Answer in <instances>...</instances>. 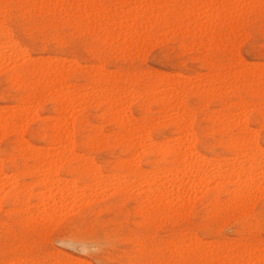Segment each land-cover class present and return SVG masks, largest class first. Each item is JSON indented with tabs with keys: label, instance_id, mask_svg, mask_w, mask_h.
I'll use <instances>...</instances> for the list:
<instances>
[{
	"label": "rangeland",
	"instance_id": "rangeland-1",
	"mask_svg": "<svg viewBox=\"0 0 264 264\" xmlns=\"http://www.w3.org/2000/svg\"><path fill=\"white\" fill-rule=\"evenodd\" d=\"M5 5L14 6L7 9L13 22L10 28L4 27ZM148 7L155 8L153 17L139 19L140 25L125 33L124 28L132 21L120 19L122 14ZM156 15L159 17L155 19ZM25 19L39 20L42 27L48 24L68 29V42L49 39L35 48L32 28L15 23ZM81 36L90 39L84 43ZM7 38L14 49L8 47L11 43ZM2 39L9 44L4 42L0 50L6 55L0 62V116H14L8 117V126L0 127V173L4 174L0 176V264H264V260H255L264 259V230L260 227L264 220V184L244 199L233 196L239 186L237 180L255 185L263 179L264 169L243 171L239 179L221 178L228 173L226 169H236L241 159L247 162L245 168L253 161L264 160L259 156L264 155V0H0V44ZM13 51L15 54H11ZM55 65L62 67L58 77L48 69ZM66 91L72 96L60 114L59 94ZM172 94L178 99L167 105ZM114 101H120L116 111L118 117L126 119L124 125L112 114L109 104L116 105ZM225 116L233 124L223 126ZM182 118L190 128H185L186 135L190 134L187 150L196 155L190 156V161L186 155L183 165L190 162L192 169L201 167L200 172L194 169L187 173L188 164L185 169L183 165L172 167L176 158L161 155L177 143L175 121ZM59 119L64 133L54 129ZM238 128L255 139L257 148L252 153L257 155L259 149L258 156L251 154L250 158L232 148L228 139L241 134ZM128 130L134 131L133 151L128 149ZM57 133L66 140L55 142ZM25 145L34 154L59 152L66 146L73 155L53 156L58 166L44 185L42 173L35 166L37 156L25 151ZM193 157L200 158L193 160L201 163L198 167L191 165ZM171 168L177 169H173L175 173ZM197 172L202 174L194 176ZM197 181L199 185L192 184ZM189 183L195 188H188ZM176 185H185L189 191L187 195L185 189L180 190V199H190L184 202L186 206L172 196ZM165 186L173 194L166 192L162 196H167L166 200L159 199L158 190ZM154 190L150 200L149 193ZM57 196L64 202L57 201ZM41 212L46 213L47 220L51 216L48 223ZM125 232L129 235L122 236Z\"/></svg>",
	"mask_w": 264,
	"mask_h": 264
},
{
	"label": "bare ground",
	"instance_id": "bare-ground-1",
	"mask_svg": "<svg viewBox=\"0 0 264 264\" xmlns=\"http://www.w3.org/2000/svg\"><path fill=\"white\" fill-rule=\"evenodd\" d=\"M67 1V0H66ZM98 1V0H97ZM81 3V2H80ZM62 4V3H61ZM67 4V3H66ZM39 5V4H38ZM50 5H52V4H50ZM139 5V4H138ZM145 5V4H144ZM148 5V4H147ZM155 5V4H154ZM60 6V5H59ZM65 6V5H64ZM98 6V5H97ZM134 6H136V5H134ZM149 6V5H148ZM152 7H155V6H153V5H151ZM166 6V5H165ZM66 7V6H65ZM78 7H79V5H78ZM82 7V6H81ZM104 7V6H103ZM107 7V6H106ZM152 7H148L147 9L145 8V9H140V10H138V9H134V14H128V12H124L123 14H122V16H121V18L120 19H126V20H128V19H130L131 21H132V23H131V25L129 26V27H125L124 28V31H125V33L126 32H129V30L131 29V27L132 28H134V27H136V26H138V25H140V21H139V19H141V21H147L150 17H151V14L153 13V11H154V9L155 8H152ZM233 6H231V8H232ZM85 8V7H84ZM137 8V7H136ZM165 8V7H164ZM163 8V9H164ZM207 8V7H206ZM205 8V9H206ZM241 8V7H240ZM78 9V8H77ZM99 9V8H98ZM97 9V10H98ZM104 9V8H103ZM127 9V8H126ZM191 9V8H190ZM218 9V8H217ZM229 9V8H228ZM233 9H235V6L233 7ZM242 9V8H241ZM79 10V9H78ZM77 10V11H78ZM101 10V9H100ZM125 10V9H124ZM83 11L84 12H82V13H86L87 14V12H85V11H87V10H85V9H83ZM110 11V10H109ZM127 11V10H126ZM169 11V10H168ZM178 11V10H177ZM210 11H212V10H210ZM214 11V10H213ZM220 11V10H219ZM230 11V10H229ZM234 11V10H233ZM240 11H242V10H240ZM257 11V10H256ZM100 12V11H99ZM103 12V11H102ZM108 12V11H107ZM113 12V11H112ZM160 12H162V11H160ZM193 12V11H192ZM215 12V11H214ZM97 13V12H96ZM105 13V12H104ZM104 13H102V14H104ZM178 13V12H177ZM184 13V12H183ZM190 13V12H189ZM99 14V13H98ZM156 14V13H155ZM192 14V13H191ZM206 14H207V12H206ZM215 14V13H214ZM233 14V13H232ZM82 15V14H81ZM89 15V14H88ZM230 15V14H229ZM80 16V15H79ZM103 16V15H102ZM105 16V15H104ZM120 16V15H119ZM165 16V15H164ZM213 16H215V15H213ZM230 16H232V15H230ZM2 17V16H1ZM78 17V16H77ZM153 17V16H152ZM151 17V18H152ZM159 16L158 15H156L155 16V19L156 18H158ZM191 17V16H190ZM208 17H210L209 15H208ZM60 18H62V17H60ZM81 18V17H80ZM97 18V17H96ZM180 18V17H179ZM59 19V18H58ZM82 19V18H81ZM94 19V18H93ZM212 19H213V17H212ZM215 19H216V17H215ZM221 20V19H220ZM111 21V20H110ZM117 21V20H116ZM115 21V22H116ZM136 21H138V23H136ZM149 21H151V20H149ZM212 21V20H211ZM217 21V20H216ZM226 21V20H225ZM103 22H105V21H103ZM108 22V21H107ZM114 22V23H115ZM220 22V21H219ZM218 22V23H219ZM99 23H101L100 21H99ZM146 23V22H145ZM83 24V23H82ZM143 24V23H142ZM84 25V24H83ZM113 25V24H112ZM158 25V24H157ZM160 25V24H159ZM210 25V24H209ZM208 25V26H209ZM102 26H104V25H102ZM118 26V28L120 27V24L119 25H117ZM101 27V26H100ZM132 30V29H131ZM134 30V29H133ZM202 30V29H201ZM174 31V30H173ZM176 32V31H175ZM3 33V32H2ZM8 33V32H7ZM4 34V33H3ZM76 34V33H75ZM166 34H168V33H166ZM171 34V33H170ZM172 34H175V33H172ZM6 36H8V35H6ZM125 36V35H124ZM220 36V35H219ZM106 37V36H105ZM115 37V36H114ZM129 38V37H128ZM8 40L7 41H9V38H7ZM3 40V39H2ZM139 40V39H138ZM7 41H4L3 40V43H1L0 44V50H2L1 49V46H4V45H2V44H4V42L5 43H8L9 44V42H7ZM14 42V41H13ZM45 42V41H44ZM140 42V41H139ZM144 42V41H143ZM11 44L8 46V45H6V46H8V47H10V48H15V45H14V43H12V42H10ZM118 43V42H117ZM141 43V42H140ZM17 47V46H16ZM9 48V50L11 51L12 49H10ZM18 48V47H17ZM16 48V49H17ZM6 50V49H5ZM126 50V49H125ZM139 50V49H138ZM3 51V50H2ZM2 51H0V62H1V60H3L4 59V56L3 55H5V53L3 52L2 53ZM21 51V50H20ZM23 51V50H22ZM15 51H13L12 53L11 52H9V53H11V54H15L14 53ZM18 52V51H17ZM16 52V53H17ZM21 53H23V52H21ZM24 54V53H23ZM2 55V56H1ZM20 55H22V54H20ZM6 56V55H5ZM7 56H8V54H7ZM10 56V55H9ZM12 57H13V55H12ZM14 58V57H13ZM25 58V57H24ZM7 59H9V57L7 58ZM21 59V58H20ZM28 59H30V58H28ZM36 59V58H35ZM41 59V58H40ZM10 60V59H9ZM15 60V59H14ZM24 60V59H23ZM44 60V59H43ZM47 60V59H46ZM57 60H59V59H57ZM7 61V60H6ZM11 61H13V60H11ZM20 61V60H19ZM15 62V61H14ZM40 62V61H39ZM50 62V61H49ZM2 64H4V63H2ZM24 64V63H23ZM14 66H15V64H13ZM75 66V65H74ZM34 67V66H33ZM59 68H61L62 69V67H59V65H58V67L55 65L54 67H51L50 66V68H48V69H51L52 71H53V73L55 74V76H60L61 75V69H59ZM239 68V67H238ZM64 69V68H63ZM47 70V69H46ZM45 70V71H46ZM247 70H249L248 68H247ZM251 70H252V68H251ZM48 71V70H47ZM50 71V70H49ZM244 71H246V70H244ZM13 73V72H12ZM256 73H259V72H256ZM263 73V72H262ZM26 74V73H25ZM62 74H63V72H62ZM68 74H71V73H68ZM117 74V73H116ZM172 74V73H171ZM170 74V75H171ZM260 74V73H259ZM49 75V74H48ZM65 75V74H64ZM167 75V74H166ZM245 75V74H244ZM140 76V75H139ZM160 76H161V74H160ZM138 77V76H137ZM136 77V78H137ZM158 77V76H157ZM162 78L164 77V76H161ZM169 77V76H168ZM182 77H185V76H182ZM208 78V77H207ZM40 79V78H39ZM121 79H123V78H121ZM181 79V78H180ZM22 80V79H21ZM128 80V79H127ZM131 80V79H130ZM169 80H171V79H169ZM176 80V79H175ZM178 80V79H177ZM208 80V79H207ZM232 80V79H231ZM251 80V79H250ZM109 81H111V80H109ZM135 81H137L136 79H135ZM165 81V80H164ZM252 81V80H251ZM260 81V80H259ZM258 81V82H259ZM156 82V81H155ZM171 82V81H170ZM112 83V82H111ZM165 83V82H164ZM174 83V82H173ZM181 83V82H180ZM184 83V82H183ZM247 83V82H246ZM251 83V82H250ZM59 84V83H58ZM113 84V83H112ZM176 85H178V83H175ZM182 84V83H181ZM190 84V83H189ZM213 84H214V82H213ZM261 85H262V83H260ZM12 85V84H11ZM41 85V84H40ZM57 85V84H56ZM55 85V87H57ZM60 85V84H59ZM64 85H67V84H64ZM125 85V84H124ZM27 86H29V85H27ZM52 86V85H51ZM110 86V85H109ZM128 86V85H127ZM167 86V85H166ZM180 86V85H179ZM178 86V87H179ZM184 86H185V83L183 84V88H184ZM60 87L62 88L63 86H61L60 85ZM72 87V86H71ZM84 87H85V85H84ZM178 87H176V88H178ZM186 87V86H185ZM60 88V89H61ZM111 88V87H110ZM113 88V87H112ZM116 88V87H115ZM114 88V89H115ZM120 88V87H119ZM118 88V89H119ZM150 88V87H149ZM154 88H156V87H154ZM166 88V87H165ZM170 88V87H169ZM193 88V87H192ZM196 88H198V87H196ZM204 88V87H203ZM241 88V87H240ZM90 89V88H89ZM105 89V88H104ZM117 89V88H116ZM54 90V89H53ZM64 90V89H63ZM76 90H78V89H76ZM91 90V89H90ZM103 90V89H102ZM140 90V89H139ZM138 90V91H139ZM144 90V89H143ZM256 90V89H255ZM52 91V90H51ZM80 91V90H79ZM86 91V90H85ZM94 91V90H93ZM105 91V90H104ZM113 91H115V90H113ZM152 91V90H151ZM164 91V90H163ZM170 91V90H169ZM173 91V90H172ZM177 91H179V89L177 90ZM54 92V91H53ZM52 92V93H53ZM56 92H58V90H56ZM78 92V91H77ZM148 92V91H147ZM30 93V92H29ZM70 91H66L64 94H62V95H60L59 94V96H60V100L62 101V103H59V104H61L60 105V107L58 108V111L60 112V114L61 113H63L64 112V110H65V101L67 100V98L68 97H70V96H72V95H70ZM86 93V92H85ZM108 93V92H107ZM110 93V92H109ZM117 93V92H116ZM129 93V92H128ZM136 93V92H135ZM72 94V93H71ZM91 94H93V93H91ZM111 94V93H110ZM118 94V93H117ZM133 94V93H132ZM141 94V93H140ZM85 95V94H84ZM94 95H96L95 93H94ZM99 95H101V94H99ZM105 95V94H104ZM116 95V94H115ZM130 95V94H129ZM143 95V94H142ZM173 95V97L172 96H170V97H168L167 99H168V101H167V105L169 104V103H172L173 102V98H174V100H176V99H178L177 98V96H176V94L174 95V94H172ZM211 95V94H210ZM24 96V95H23ZM53 96H54V93H53ZM91 96V95H90ZM96 96H98V95H96ZM95 96V97H96ZM118 96V95H117ZM140 96V95H139ZM162 96V95H161ZM49 97V96H48ZM74 97V96H73ZM131 97H133V96H131ZM135 97H137V96H135ZM213 97V96H212ZM75 98H77V97H75ZM210 98V97H209ZM77 99H80V98H77ZM102 99V98H101ZM111 99H113L112 97H111ZM166 99V100H167ZM212 99V98H211ZM47 100H50V99H47ZM103 100V99H102ZM117 100V99H116ZM119 100V99H118ZM35 101V100H34ZM69 101V100H68ZM98 101V100H97ZM107 101V100H106ZM113 101V100H112ZM42 102V101H41ZM78 102V101H77ZM114 102H116V105H114V104H109L110 105V108L112 109V110H114L113 112H112V114H113V116L115 117L116 116V118H118V122L120 123V124H122V125H124V124H126V119H124V118H122V117H118V115H120L117 111H116V109H118V107H120V104H118V103H120V101L119 102H117V101H114ZM44 103V102H43ZM64 103V104H63ZM68 103V102H67ZM72 103H75V102H72ZM88 103V102H87ZM97 103H99V102H97ZM102 103V102H101ZM110 103V102H109ZM125 103V102H124ZM178 103V105H180V103L179 102H177ZM238 103V102H237ZM31 104V103H30ZM80 104H82V103H80ZM89 104V103H88ZM93 104H95V103H93ZM207 104V103H206ZM242 104V103H241ZM86 105V104H85ZM170 105V104H169ZM225 105V104H224ZM237 105V104H236ZM243 105V104H242ZM80 106V105H79ZM114 106V107H113ZM124 106V105H123ZM174 106V105H173ZM183 106V105H182ZM239 106V105H238ZM15 107V106H14ZM17 107V106H16ZM27 107V106H26ZM31 107V106H30ZM167 107V106H166ZM199 107V106H198ZM241 107V106H240ZM21 108V107H20ZM143 108V107H142ZM222 108V107H221ZM224 108V107H223ZM243 108H245V107H243ZM249 108V107H248ZM139 109V108H138ZM246 109V108H245ZM32 110V109H31ZM111 110V111H112ZM120 110V109H119ZM157 110V109H156ZM162 110V109H161ZM244 110V109H243ZM250 110V109H249ZM21 111V110H20ZM229 111V110H228ZM239 111H241V110H239ZM252 111V110H251ZM67 112V111H66ZM161 112H163V110L161 111ZM227 112V111H226ZM242 112V111H241ZM31 113V112H30ZM176 113V112H175ZM184 113H186V112H184ZM190 113V112H189ZM244 113H246V112H244ZM16 114V113H15ZM27 114V113H26ZM110 114V113H109ZM128 114V113H127ZM167 114V113H166ZM194 114V113H193ZM214 114V113H213ZM221 114V113H220ZM230 114V113H229ZM1 115V114H0ZM183 115V114H182ZM222 115V114H221ZM226 115H227V113H226ZM235 116H236V114H234ZM240 115V114H239ZM14 116V115H13ZM12 115H9L8 117H13ZM47 116V115H46ZM50 116V115H49ZM66 116V115H65ZM177 116H179V115H177ZM180 116H181V114H180ZM194 116V115H193ZM220 116V115H219ZM2 116H0V127L2 128V129H4V127L5 126H8L9 124H10V119H8V117L7 118H1ZM57 117V116H56ZM132 117V116H131ZM181 117H183V116H181ZM213 117V116H212ZM223 117V116H222ZM222 117H219V118H222ZM229 117H231V116H229ZM27 118V117H26ZM38 118H40V117H38ZM51 118H53V117H51ZM161 118V117H160ZM173 118V117H172ZM178 118H180V117H178ZM190 118V117H189ZM193 118V117H192ZM204 118H206V117H204ZM217 118H218V116H217ZM242 118V117H241ZM114 119V118H113ZM134 119V118H133ZM154 119V118H153ZM226 119V116L223 118V121H221V124L224 126V125H226V124H228V125H230V124H233V123H228V121L227 120H225ZM230 118H228V120H229ZM60 120L61 119H59V121H58V124L57 123H55L56 125L55 126H57L58 128H54L56 131L57 130H61V132L60 133H64L63 131H62V129L60 128V126H59V124H60ZM158 120H161V119H159L158 118ZM174 120V119H173ZM189 120V119H188ZM187 120V121H188ZM217 120V119H216ZM239 120V119H238ZM57 121V120H56ZM166 121V120H165ZM169 121H171V120H169ZM186 121V120H185ZM189 121H191V120H189ZM227 121V122H226ZM243 121H245L246 122V120H243ZM17 122V121H16ZM166 122H168V121H166ZM237 122V121H236ZM241 122H242V120H241ZM256 122V121H255ZM29 123V122H28ZM52 123V122H51ZM175 123H176V125H177V128H178V135L179 136H177V143H175V145L174 146H172L171 148H167V150H165V151H162V153H161V155H163V156H173V157H170V158H176V160H174V162L176 163L175 164V166L173 165H171L172 167H175V168H178L179 167V165H180V167H182L181 165H183V163H186V161H187V157L189 156V160L188 161H190V156H196L195 154H193L194 152L193 151H190L189 150V152H188V150H187V145H188V148L190 147L189 146V142L188 141H190V140H187V139H190V134H188V135H186L187 134V132H186V130H187V128H189V126L186 124L185 125V122H184V120H183V118L182 119H177L176 121H175ZM263 123V122H262ZM66 124V123H65ZM154 124V123H153ZM241 124V123H240ZM64 125V124H63ZM62 125V126H63ZM88 125V124H87ZM164 125V124H163ZM191 125V124H190ZM11 126H12V124H11ZM14 126V125H13ZM16 126H18V125H16ZM157 126H159V125H157ZM188 126V127H187ZM233 126V125H232ZM242 126H244V127H241L243 130H246V129H244V128H246L245 127V125H242ZM21 127V126H20ZM23 127H24V125H23ZM227 127V126H226ZM262 127V126H261ZM17 128H19V127H17ZM60 128V129H59ZM68 128V127H67ZM66 128V129H67ZM185 128H186V130H185ZM233 128V127H232ZM241 128L238 130V131H241V134L240 135H236V136H238V137H236V138H233V139H228V142L230 143V144H232V148H237L243 155H245V156H248V155H255V156H258V154L261 152V151H259V149H258V154L256 155L255 153H252V149H254V148H257V145L254 147V145L256 144L255 142V139L253 140L251 137H248V136H246V135H249V133H247V131H244L245 132V134H243V130H241ZM21 129H23V128H21ZM20 129V130H21ZM190 129V128H189ZM214 129V128H213ZM11 130H13V129H11ZM69 130V129H68ZM72 130V129H71ZM185 130V133L183 134V131ZM215 130H216V128H215ZM3 131V130H2ZM56 131H54V132H56ZM191 131V130H190ZM251 131V130H250ZM14 132V131H13ZM69 132H71V131H69ZM140 132V131H139ZM225 132V131H224ZM253 132H254V130H253ZM11 133V132H10ZM123 133H125V132H123ZM141 133V132H140ZM188 133H189V131H188ZM12 134V133H11ZM17 134V133H16ZM5 135H8V134H5ZM19 135V134H18ZM65 135V134H64ZM99 135V134H98ZM134 135V131L133 130H128L127 131V133H126V137H127V139L126 140H128V149H129V147L130 148H132L131 150L133 151L134 150V146H135V144L133 143L132 144V142H131V138H132V136ZM245 135V136H244ZM257 135V134H256ZM255 135V136H256ZM41 136V135H40ZM192 136H193V132H192ZM254 136V134H252V137ZM1 137V136H0ZM15 137V136H14ZM65 137V136H64ZM64 137H62V135H60L59 133H57V136H56V141L55 142H58V143H60L61 141H63L64 142V140H66V138H64ZM119 137V136H118ZM134 137V136H133ZM189 137V138H188ZM194 137V136H193ZM231 137H233V136H231ZM2 138V137H1ZM172 138V137H171ZM230 138V137H229ZM19 139H22V138H19ZM18 139V140H19ZM117 139V138H116ZM133 139V138H132ZM174 139V138H173ZM230 140V141H229ZM117 141V140H116ZM133 141V140H132ZM143 141V140H142ZM170 141H171V139H170ZM175 141V140H174ZM194 141V140H193ZM225 141V140H224ZM227 141V140H226ZM69 142V144L71 143V141H68ZM172 142V141H171ZM182 142V143H181ZM150 144H151V142H149ZM168 143V142H167ZM188 143V144H187ZM226 144V143H225ZM30 145V144H29ZM159 145H161L160 144V142H159ZM191 145V144H190ZM16 146V145H15ZM26 147H25V151L27 150V152L30 154V155H32V156H37L36 158V167H37V169H38V171H40V172H38L39 174L40 173H42V175L40 176V177H42V182L44 183V185H47V182H48V177L52 174L53 176H54V169H55V167H56V160L54 159V157L53 156H72L73 155V153L72 152H69L68 151V149H67V147L65 146V147H63L62 149H61V151H59V152H51V151H47L46 153H43L44 155L42 156V153H41V155H39L40 153H38V151L36 150V149H34V150H36L37 152L34 154V153H31V150L29 149L30 147H28L27 145H25ZM99 146V145H98ZM146 146V145H145ZM150 146V145H149ZM18 147H20V146H18ZM32 147V146H31ZM147 147V146H146ZM159 147V146H158ZM161 147V146H160ZM159 147V148H160ZM169 147V146H168ZM220 147H222V146H220ZM40 148H42V147H40ZM140 148V147H139ZM153 148H155V147H153ZM191 148H193V147H191ZM258 148H260V147H258ZM15 150V149H14ZM192 150V149H191ZM128 152H130V150H127ZM158 151H159V149H158ZM195 151V150H194ZM254 151H256V150H254ZM253 151V152H254ZM263 151V150H262ZM17 152V151H16ZM135 152V151H134ZM190 152H192V154L191 155H189L188 153H190ZM156 153V152H155ZM75 154V153H74ZM141 154V153H140ZM27 155V154H26ZM79 155H81L80 153H79ZM186 155H188V156H186ZM236 156V155H235ZM255 156H253V160H254V157ZM259 156H261V158H262V156H264L263 154L261 155V153H260V155ZM38 157H41V159L39 158L38 159ZM80 157V156H79ZM84 157V156H83ZM133 157V156H132ZM199 157V156H198ZM240 157H242L243 158V156L241 155ZM248 157H250V156H248ZM32 158V157H31ZM66 158H68V157H66ZM70 158V157H69ZM128 158V157H127ZM224 158V157H223ZM226 158H228V157H226ZM247 158V157H246ZM251 158V157H250ZM57 159V158H56ZM123 159H125V157L123 158ZM128 159H130V158H128ZM172 159V160H173ZM195 159H197V158H195ZM194 159V157H193V159H192V161H191V165H192V163H193V165H197L196 167H198L199 166V164H201V163H197V162H193V160H195ZM214 159V158H213ZM228 159H230V158H228ZM241 159V158H240ZM256 159H258V160H260L259 158H256ZM255 159V160H256ZM263 159H264V157H263ZM71 160V159H70ZM85 160V159H84ZM88 160V159H87ZM198 160H200V158H198L197 159V161ZM202 160H204V158L202 159ZM241 160H243L244 161V159H241ZM90 161V160H89ZM132 161V160H131ZM156 161V160H155ZM205 161V160H204ZM225 161H227V160H225ZM243 161H239V163L237 164V166H235V167H237L236 169H231V171L229 172V170H227L226 169V171L228 172V173H226L225 174V176H224V174H221V175H223L221 178H223L224 180H226V178H227V180L228 179H230V178H235V179H239V178H241L242 177V174H243V171H246V170H254L255 168H260V169H264V160H261L262 161V165L260 164L261 163V161L260 162H258L257 160L256 161H253L252 163H250L251 161L249 160V162L248 163H250L249 165H248V167L247 168H245V166H246V164H247V162H243ZM248 161V160H247ZM59 162V161H58ZM93 162V161H92ZM203 162V161H202ZM208 162V161H207ZM206 162V163H207ZM213 162V161H212ZM216 162V161H215ZM60 163V162H59ZM94 163V162H93ZM128 163V162H127ZM182 163V164H181ZM190 162H187V164H184L183 166V168L185 169V168H187V167H189V168H191L192 166H190V164H189ZM218 163H220L219 161L217 162V164ZM225 163V162H224ZM227 163V162H226ZM84 164V163H83ZM124 164H126V163H124ZM123 164V165H124ZM228 164H231V163H228ZM185 165H187V167H185ZM212 165V164H211ZM211 165H209V166H211ZM234 165V164H233ZM58 166V165H57ZM130 166V165H129ZM205 166V165H204ZM213 166V165H212ZM211 166V167H212ZM231 166V165H230ZM91 167V166H90ZM124 167V166H123ZM76 168H78V167H76ZM96 168V167H95ZM94 168V169H95ZM175 168H171L172 169V172H174L175 173V171H173V169L174 170H177V169H175ZM189 168H187L186 169V171H187V173H189L188 171H192V170H194V169H196V171L198 170V172H200V168L201 167H199V168H195L194 167V169H190V170H188ZM213 168V167H212ZM221 168H222V166H221ZM90 169H92V168H90ZM162 169V168H161ZM168 169V168H167ZM207 169V168H206ZM217 169H218V171H219V168L217 167ZM228 169H230V168H228ZM32 170V169H31ZM168 170H170V169H168ZM167 170V172H169V174H170V176L169 177H172L171 175H172V173H170V171H168ZM180 169H178V171H179ZM27 171V170H26ZM94 171H96V170H94ZM182 171V170H181ZM203 171V170H202ZM208 171H210V170H206L204 173H207ZM220 171H222V170H220ZM219 171V172H220ZM29 172H31L30 170H29ZM37 172V171H36ZM163 174H164V171H161ZM160 172V173H161ZM177 172V171H176ZM193 172V171H192ZM195 172V171H194ZM196 173V174H193L194 176H196V175H201L202 173ZM213 172V171H212ZM255 172V171H254ZM253 172V173H254ZM88 173V172H87ZM158 173V172H157ZM159 173V174H160ZM165 173H166V171H165ZM173 173V174H174ZM178 173H180V171L178 172ZM183 173H184V170H183ZM222 173V172H221ZM223 173H225V172H223ZM3 174V173H2ZM1 173H0V176L2 175ZM129 174V173H128ZM163 174H161V175H163ZM167 174V173H166ZM181 174V173H180ZM191 174V175H192ZM213 174V173H212ZM211 174V175H212ZM217 174V173H216ZM220 174V173H219ZM252 174V173H251ZM251 174H244V175H246V176H248V175H251ZM260 174H261V172H260ZM4 175V174H3ZM92 175H93V173H92ZM109 175V174H108ZM150 175V174H149ZM177 175V174H176ZM190 175V174H189ZM189 175H187V177L189 176ZM94 176H97V175H94ZM117 176V175H116ZM151 176V175H150ZM203 176H205V178H206V176L207 175H203ZM210 176V175H209ZM213 176H215V175H213ZM241 176V177H240ZM5 177H7V176H5ZM17 177V176H16ZM20 177V176H19ZM122 177V176H121ZM133 177V176H132ZM154 177V176H153ZM168 177V178H169ZM181 177H183V176H181ZM201 177V176H200ZM256 177V176H255ZM259 177V176H258ZM39 178V177H38ZM52 178V177H51ZM56 178V177H55ZM115 177H113V179H114ZM138 178V177H137ZM143 178V177H142ZM165 178H167V177H165ZM173 178H175L174 176H173ZM180 178V177H179ZM183 178H186V177H183ZM208 178V177H207ZM206 178V179H207ZM257 178V177H256ZM112 179V180H113ZM118 179H120V178H118ZM135 179V181H136V178H134ZM145 179V178H144ZM148 179H150V178H148ZM152 179V178H151ZM150 179V180H151ZM162 179H163V176H162ZM171 179V178H170ZM169 179V180H170ZM182 179V178H181ZM197 179H199V176H198V178ZM196 179V180H197ZM202 179V178H201ZM205 179V180H206ZM263 179H264V177H263ZM263 179H260L261 180V182L260 181H258V182H260V183H258L257 181H256V184L254 185V183L252 182V184L254 185H252V184H249L248 182H247V184L245 185V183L244 184H242V183H240V179H239V181L237 180V185H239V186H237V189H236V191L234 190V195L233 196H237V195H240L241 197H243V199H244V197H246V196H248V195H250L251 193V191H252V189H254L255 188V190H260V188L261 187H263V184H264V181H263ZM34 180H38V179H34ZM163 180H165V179H163ZM174 179H172V181H173ZM178 180V179H177ZM205 180H202V181H205ZM223 180V181H224ZM246 180V179H245ZM244 180V181H245ZM63 181V180H62ZM65 181H67V180H65ZM70 181V180H69ZM72 181H74V180H72ZM71 181V182H72ZM116 181H118V180H116ZM120 181V180H119ZM166 181H167V179H166ZM180 181V180H179ZM181 181H183L184 182V180H181ZM201 180H199V182H200ZM201 181V182H202ZM208 181H209V178H208ZM215 181V180H214ZM221 181V180H220ZM232 181V180H231ZM234 181V180H233ZM34 182V181H33ZM41 182V183H42ZM92 182V181H91ZM123 182V181H122ZM148 182V181H147ZM146 182V183H147ZM194 182V181H193ZM198 182V181H197ZM199 182L198 183H196V184H194V183H192L193 185H196L197 186V184L199 185ZM206 182V181H205ZM216 182V181H215ZM222 182V181H221ZM220 182V183H221ZM242 182V181H241ZM35 183V182H34ZM50 183V182H49ZM151 183H153V182H151ZM163 183V182H162ZM167 183V182H166ZM166 183H164V184H166ZM203 183V182H202ZM124 184V183H123ZM169 184H170V182H169ZM180 184V183H179ZM183 184H187V183H183ZM190 184V186H188V188L189 187H194L193 185H191V183H189ZM213 184H214V182H213ZM50 185V184H49ZM166 185H168V183L166 184ZM178 185V184H177ZM176 185V189H175V194H173L171 191L172 190H170L169 191V189H167L168 188V186H170V185H168L167 187L165 186L164 188H163V190L161 191L160 189L158 190L159 191V196H160V198L159 199H163V200H166L165 198L167 197H165V198H162V196H164V194L167 192H169L170 194H173L172 196L173 197H176L175 199L176 200H181L180 202L182 203V205L184 204V202H188V199L189 198H187V197H185L184 198V200H187V201H183L182 199H180V198H183V196L181 197V195H180V190H182V188L183 189H185V192H186V187H185V185H180V186H177ZM202 185V184H201ZM200 185V186H201ZM205 185V183L203 184V186ZM217 185H219V183L217 184ZM60 185H58L57 187H59ZM73 186V185H72ZM164 186V185H163ZM202 186V187H203ZM210 186H212V185H210ZM76 187V186H75ZM171 187H172V185H171ZM201 187V188H202ZM218 187V186H217ZM23 188V187H22ZM116 188V187H115ZM187 188V190H190V189H188ZM195 188V187H194ZM198 188V187H197ZM207 188V187H206ZM162 189V188H161ZM167 189V190H166ZM193 189V188H192ZM41 190H42V188H41ZM200 190V189H199ZM203 190V189H202ZM255 190H253L254 192H255ZM25 192H26V190H24ZM39 191V190H38ZM43 191V190H42ZM46 191H48V190H46ZM54 191V190H53ZM58 191V190H57ZM56 191V192H57ZM61 191V190H60ZM148 191V190H147ZM156 190H154V191H152V192H150L149 194H150V197H148V196H146V197H148L149 199L151 198V195H154V194H151V193H154ZM157 191V192H158ZM196 191V190H195ZM201 191V190H200ZM231 191V190H230ZM50 192V191H49ZM55 192V193H56ZM185 193L184 191H181V193ZM187 192H189V191H187ZM186 192V193H187ZM193 192H194V190H193ZM202 192V191H201ZM30 193V192H29ZM58 193V192H57ZM62 193V192H61ZM72 193V192H71ZM143 193H145V192H143ZM168 193V194H169ZM216 193V192H215ZM228 193V192H227ZM262 193V192H261ZM260 193V194H261ZM44 194V193H43ZM46 194V193H45ZM44 194V195H45ZM49 194V193H48ZM53 195V192H50V195ZM145 194H147V193H145ZM169 194V195H170ZM39 195V194H38ZM47 195V194H46ZM62 195V194H61ZM64 195V194H63ZM74 195H76V194H74ZM155 195H157V194H155ZM165 195H167V194H165ZM168 195V196H169ZM185 195V194H184ZM187 195H188V193H187ZM200 195V194H199ZM12 196V195H11ZM28 196V195H27ZM73 196V194L71 195V197ZM158 196V195H157ZM157 196H155L156 197V199L159 197H157ZM260 196V195H259ZM26 197V196H25ZM24 197V198H25ZM40 197H42V196H39V199H41ZM67 197H69V196H67ZM173 197H171V198H173ZM232 197V195L230 196V198ZM240 197V198H241ZM256 197H257V195H256ZM2 198V197H1ZM0 198V199H1ZM50 198V197H49ZM53 198V197H52ZM60 199V201L63 203L64 201L62 200V198L63 197H58L57 196V199ZM171 198H169V199H171ZM59 199L57 200V201H59ZM66 199V198H65ZM64 199V200H65ZM68 199V198H67ZM71 199V198H70ZM73 199V198H72ZM71 199V200H72ZM75 199V198H74ZM142 199V198H141ZM175 199H172V200H175ZM255 199V198H254ZM48 200H51V198L50 199H48ZM90 200H92V199H90ZM145 200H147V199H145ZM151 200V199H150ZM190 200V199H189ZM246 200H247V198H246ZM39 201V200H38ZM73 201V200H72ZM40 202V201H39ZM77 202H78V200H77ZM148 202H150V201H148ZM154 202V201H153ZM152 202V203H153ZM159 202H160V200H159ZM170 202V203H169ZM172 201L170 200V201H168V203L169 204H172L171 203ZM190 202H192V201H190ZM212 202V201H211ZM245 202V201H244ZM250 202V201H249ZM29 203V202H28ZM59 203V202H58ZM66 203V202H65ZM64 203V204H65ZM67 203H70V202H67ZM73 202H71V204H72ZM79 203V202H78ZM165 203V202H164ZM163 203V204H164ZM238 203V202H237ZM22 204V203H21ZM64 204H61V205H64ZM77 204V203H76ZM80 204H82L81 202H80ZM89 204V203H88ZM147 204H149L150 205V203H147ZM162 204V205H163ZM165 204H167V203H165ZM188 204V203H187ZM36 205V204H35ZM34 205V206H35ZM40 205H43V204H40ZM68 205V204H67ZM74 205V204H73ZM143 205V204H142ZM161 205V204H160ZM185 205V204H184ZM183 205V206H184ZM25 206V205H24ZM82 206V205H81ZM156 206H158V205H156ZM164 206V205H163ZM168 206V205H167ZM186 206V205H185ZM229 206V205H228ZM52 207V206H51ZM53 207H56V206H53ZM63 207V206H62ZM65 207V206H64ZM145 207H148V206H145ZM39 208V207H38ZM60 209H61V207H59ZM68 208V207H67ZM73 208H75L74 206H73ZM228 208V207H227ZM48 209V208H47ZM58 209V208H57ZM66 209V208H65ZM64 209V210H65ZM75 209H77V206H76V208ZM190 209V208H189ZM213 209V208H212ZM41 210H43V209H40L39 211H41ZM23 211V210H22ZM73 211L74 210H72L71 212L73 213ZM34 212V211H33ZM54 212V211H53ZM52 212V215H54V213ZM169 212V211H168ZM31 213V212H30ZM41 213H43V212H41ZM63 213V212H62ZM68 213V212H67ZM156 213V212H155ZM27 214V213H26ZM34 214V213H33ZM37 213H35V215H36ZM39 214V213H38ZM43 214H45V217H44V215H43V218H45V220H47V217H46V213H43ZM69 214V213H68ZM30 215H32V214H30ZM41 215V214H40ZM32 216H34V215H32ZM47 216H49V215H47ZM187 216V215H186ZM29 217H31V216H29ZM29 217L27 218L26 217V219H29ZM51 217V216H50ZM49 217V218H50ZM32 218V217H31ZM49 218H48V220H49ZM25 219V220H26ZM39 219V218H38ZM31 220V219H30ZM33 220H34V218H33ZM48 220H47V223H48ZM40 221H42V220H40ZM152 221V220H151ZM30 222V221H29ZM19 225V224H18ZM1 226V225H0ZM242 226V225H241ZM104 235V234H103ZM200 240V239H199ZM198 241V240H197ZM174 243V242H173ZM208 243V242H207ZM183 244V243H182ZM197 244V243H196ZM196 244H195V246H196ZM209 244V243H208ZM137 245V244H136ZM246 245V244H245ZM262 246H264V244L262 245ZM253 247V246H252ZM249 249V248H248ZM258 249V248H257ZM246 250V249H245ZM258 250H260V249H258ZM257 250V251H258ZM178 251V250H177ZM243 251H244V249H243ZM262 251V250H261ZM224 252V251H223ZM252 253V252H251ZM252 258V257H251ZM29 260V259H28ZM255 260H264L263 259V257H261L260 259H258L257 257L255 258ZM76 261V260H75ZM253 262H254V260H253ZM262 262V261H261ZM257 262H254V264H256ZM23 264V263H22ZM250 264V263H249ZM263 264V263H262Z\"/></svg>",
	"mask_w": 264,
	"mask_h": 264
},
{
	"label": "snow or ice",
	"instance_id": "snow-or-ice-1",
	"mask_svg": "<svg viewBox=\"0 0 264 264\" xmlns=\"http://www.w3.org/2000/svg\"><path fill=\"white\" fill-rule=\"evenodd\" d=\"M14 6L10 5H5V20H4V27L5 28H10L12 26V21L9 20V11L7 9L12 8ZM23 7V6H20ZM11 15H14V13H11ZM15 23L21 27L24 28H32V36L35 38L34 39V46L35 48H39L42 46L43 41H47L49 39H52L53 41L57 40H63L65 43L68 42V37H69V31L68 29H62L60 27L54 26V25H48L45 24L43 27L41 26V22L39 20L37 21H30L28 19H25L23 21L21 20H16ZM75 36V34H72ZM80 40H82L84 43H87L90 39V37L87 36H81L79 37ZM32 49L29 48V51ZM261 133L264 134V128L261 129ZM260 227L262 230H264V220H262ZM122 236H128V233H122ZM139 235V233H137ZM117 264H124V262H117ZM129 264H139V262H129Z\"/></svg>",
	"mask_w": 264,
	"mask_h": 264
}]
</instances>
